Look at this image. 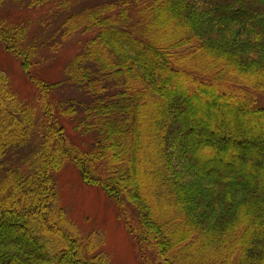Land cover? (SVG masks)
I'll list each match as a JSON object with an SVG mask.
<instances>
[{
    "label": "trees",
    "instance_id": "16d2710c",
    "mask_svg": "<svg viewBox=\"0 0 264 264\" xmlns=\"http://www.w3.org/2000/svg\"><path fill=\"white\" fill-rule=\"evenodd\" d=\"M145 1L30 0L58 9L47 14L51 41L0 16V42L34 86L21 98L0 70V264H112L102 232L83 238L59 207L55 175L71 163L117 201L129 237L147 245L146 264H264V121L240 130L247 115L264 118L253 100L264 103V0ZM81 30L93 39L60 81L45 80L55 41ZM197 95L221 106L209 122L197 117ZM229 99L241 110L224 107ZM68 120L93 137L92 150L68 142ZM191 131L199 137L180 145Z\"/></svg>",
    "mask_w": 264,
    "mask_h": 264
},
{
    "label": "rangeland",
    "instance_id": "374dc122",
    "mask_svg": "<svg viewBox=\"0 0 264 264\" xmlns=\"http://www.w3.org/2000/svg\"><path fill=\"white\" fill-rule=\"evenodd\" d=\"M72 1L77 4L79 3V0H72ZM151 2H152L151 0L145 1L146 4H149ZM29 3L30 0H6V4L3 10L0 12V16L7 17L11 19V21L13 20L12 22L17 21V23L23 22L27 24L29 26L28 38L33 41L36 39V37H40V36L43 37L44 40L48 39L51 41V38L54 34V25L49 24L47 22L48 20L47 14L50 13L51 11L56 12L58 11V9L49 8L51 4H48L44 8L42 7L35 8L30 6ZM144 6H146L144 3H141L140 5L136 6L137 11H139L140 8ZM22 9L23 11L19 12ZM136 22H137V18L135 17L133 25ZM83 33H84L83 30H81L79 33H77L75 36H73L70 39H61L55 41L56 42L54 46L55 49H50L51 53L47 55V57H53L55 59L53 62H50L49 64L45 65V67L43 68L44 71L41 74V76L45 80L51 83L60 81L63 75V68L66 64V60L68 59L69 62V60L73 59L77 54L81 52L84 43L87 40L90 41L91 39H93L89 37H91L92 34H94V31L92 32V34H87V33L83 34ZM55 34L56 37L59 34L56 25H55ZM161 47H162L161 48L162 51L168 53V49L166 48V45L165 47L161 45ZM48 48L45 50L46 53H48L49 51ZM56 61L58 62L56 63ZM0 70H2L6 75V77L9 78L14 88L18 92L19 97L28 99L30 98V96H33L32 91L34 89V86L31 83L30 79L26 77L22 72L19 60L11 53H9L1 42H0ZM219 85H224L228 87L227 89L229 92H231V90L234 91L237 89H241V91H245L247 95L250 94L251 97L254 96L256 93L250 86L246 88H242V86L233 87V85L228 86L225 85L223 82H219ZM64 88L65 87H61L59 89H64ZM193 92L194 91L192 89L185 87V93L190 98H192L193 95L195 94V93L193 94ZM60 94L65 95L60 99L72 95H76V93H72L69 90H60L59 97H61ZM54 97L57 98L55 95ZM194 98H195V102H194L195 104L199 103L201 105L202 104L204 105L203 107L205 110L201 111L202 113L199 112L197 114V117L199 118L201 123L209 122V117L213 115L212 111L214 109L216 110L217 108H221V106H217L218 103H216L215 106L211 104L209 101L205 100V96L204 98H201V95H197ZM254 99L257 101L258 105L260 104H261L260 106L264 105V103L261 102L262 99L261 94H258V97L256 96L253 97V100ZM238 103H239L238 99H229L228 102L225 103V105L223 106L224 107L226 106V108L235 107L237 111H240L241 107H239ZM218 110L220 111V113H222V109H218ZM180 111H185V110L181 109ZM249 116L250 115H247L248 119L242 121L243 127L240 129L242 132L241 135H243L246 132V130H248L251 121L255 120L258 121L259 123L264 121V118L262 117H261L262 119L261 118L255 119L254 117H249ZM232 117L233 119H235V116ZM237 119L238 118H236L234 121H230V123L232 125L239 123ZM220 121L222 122L224 128L228 127L226 119L223 120L222 118H220ZM62 123L68 124V122L66 121H62ZM69 123L71 126L68 124L67 129L63 126L66 130L64 135L68 138V142H71L72 144L77 145L78 147L80 146V149L85 152H88V150H92L95 147L94 145H92L93 137L84 134L82 135L81 133L76 131L73 128V126L77 122L69 121ZM213 123H215V121H213ZM186 134L187 136L185 139L183 137L180 139V145L186 142V140L189 142V137L190 139L191 138L197 139L199 137L193 134L192 131L189 133L187 132ZM221 134L222 133L218 134V136ZM263 134L264 132H262V135ZM95 140L96 138H94V142ZM206 152L211 154L210 150ZM18 154L19 153L10 155L9 160L18 162L23 156V154L20 155ZM17 155L18 157H16ZM219 165H222V163H220ZM24 167L25 166L22 165L23 172L25 171ZM106 167H107L106 160L102 161L100 163V166L98 167L101 176L103 178L108 176ZM55 177H56V186H57L56 189L58 194L59 207L65 209V211L68 212L67 214H69L72 222H74L75 225H77V228H79L81 234L83 235V238H84V234H87L92 230L102 232L103 237L105 238L104 251L110 256L112 264H139L138 260L136 261L137 258L136 255H138L139 253L138 247L141 246L140 254L141 257L144 258L146 264L147 260L145 258V253L147 252V248L145 246L147 245L145 244L137 245L138 241H135L134 237L133 239L131 238V236L129 237V234H127L128 233L127 229L125 228L126 225L124 224V222L120 217L121 215L119 213L117 201L114 198L108 196L101 187L88 183L86 184L85 177L82 178L81 171L77 168V166H75L72 163L67 164L58 174L55 175ZM155 205H157V202Z\"/></svg>",
    "mask_w": 264,
    "mask_h": 264
}]
</instances>
